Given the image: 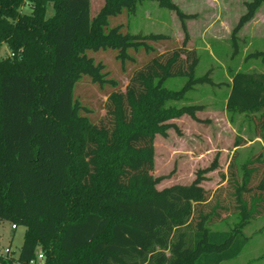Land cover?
<instances>
[{"label": "trees", "instance_id": "obj_1", "mask_svg": "<svg viewBox=\"0 0 264 264\" xmlns=\"http://www.w3.org/2000/svg\"><path fill=\"white\" fill-rule=\"evenodd\" d=\"M142 1L104 0L91 17L89 0H0V45L10 52L0 59V222L25 228L19 264H221L241 253L244 228L264 212V172L253 186L259 170L250 167L264 163L262 155L239 175L229 170L230 206L215 199L209 207L201 184L216 161L189 185L155 188V136L200 110L169 106L205 81L195 76L194 50L174 48L136 69L124 91L107 97L97 123L80 115L73 88L82 76L114 84L87 51L113 49L125 62L129 49L160 38L106 30L110 17L133 14ZM149 1L185 17L172 0ZM263 2H246L233 36ZM25 5L31 14L21 11ZM172 78L186 79L179 91L165 86ZM225 110L250 115L262 138L264 73H230ZM223 211L236 224L211 230ZM14 261L0 255V264Z\"/></svg>", "mask_w": 264, "mask_h": 264}, {"label": "rangeland", "instance_id": "obj_2", "mask_svg": "<svg viewBox=\"0 0 264 264\" xmlns=\"http://www.w3.org/2000/svg\"><path fill=\"white\" fill-rule=\"evenodd\" d=\"M249 0H172L185 15L180 20L172 10L165 9L157 1H142L131 14L123 11L110 17V29L121 27L122 33L140 36H159L158 40H146L150 48L129 49V59L121 62L117 51L104 49L87 51L86 55L104 66L106 79L114 84H95L88 76H82L73 88V99L82 107L80 115L89 122L97 123L105 114L107 97L117 90L124 91L134 71L154 56L174 48L185 46L198 56L195 70L202 83L183 93L179 100H172L169 106L177 108L191 105L200 110L195 118L183 114L169 123L175 129L167 130V135L155 136L154 177L160 178L156 185L162 190L173 185H189L198 170L208 168L214 161L217 168L204 174L202 187L208 191L209 207L219 199L222 205L230 206L228 185L229 170L241 172V166L249 158L262 155L264 159V134L257 138V131L251 116L228 113L225 101L229 92L230 73L244 70L264 73V2L256 10L253 18L232 34L240 18L246 11ZM90 14L94 17L104 4V0H89ZM28 9L25 5L21 10ZM52 14L47 6V16ZM10 55L7 47L0 45V59ZM186 79L172 78L165 86L179 91ZM243 141L235 148V140ZM259 172L252 178L255 185L264 172V163L253 164ZM238 173V175H239ZM241 175V174H240ZM239 179V178H238ZM240 180V179H239ZM237 222V216L222 212L221 220L210 226L211 230L226 231ZM25 228L12 229L8 222H0V255L9 256L19 264V250L23 242ZM248 238L241 253L234 259L221 264H264V212L252 218L244 228ZM8 251V252H7Z\"/></svg>", "mask_w": 264, "mask_h": 264}, {"label": "clouds", "instance_id": "obj_3", "mask_svg": "<svg viewBox=\"0 0 264 264\" xmlns=\"http://www.w3.org/2000/svg\"><path fill=\"white\" fill-rule=\"evenodd\" d=\"M23 11L27 12L28 14H31V10L30 9H24ZM10 22H13V21L10 20Z\"/></svg>", "mask_w": 264, "mask_h": 264}, {"label": "built area", "instance_id": "obj_4", "mask_svg": "<svg viewBox=\"0 0 264 264\" xmlns=\"http://www.w3.org/2000/svg\"><path fill=\"white\" fill-rule=\"evenodd\" d=\"M12 229H15V226H12ZM38 260H42V256L41 255L38 256Z\"/></svg>", "mask_w": 264, "mask_h": 264}]
</instances>
